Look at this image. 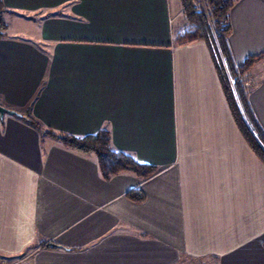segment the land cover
Instances as JSON below:
<instances>
[{"label":"crops","instance_id":"0c3cea01","mask_svg":"<svg viewBox=\"0 0 264 264\" xmlns=\"http://www.w3.org/2000/svg\"><path fill=\"white\" fill-rule=\"evenodd\" d=\"M1 1L25 26L0 38V105L55 132L104 127L113 148L157 169L104 180L92 154L4 114L0 264H264V162L207 44L175 42L177 0L176 13L171 0ZM229 23L235 65L264 52V0H236ZM245 79L264 128V58Z\"/></svg>","mask_w":264,"mask_h":264},{"label":"trees","instance_id":"16d2710c","mask_svg":"<svg viewBox=\"0 0 264 264\" xmlns=\"http://www.w3.org/2000/svg\"><path fill=\"white\" fill-rule=\"evenodd\" d=\"M181 1L186 24L176 33L175 42L182 45L202 40L207 44L235 124L255 155L264 162V128L254 115L241 80L257 61L264 58V52L247 56L240 65L233 63L228 46L229 11L236 0H204V5L201 0ZM205 8L209 13H206ZM8 12L12 13L4 8L0 0V38L6 36L4 14ZM19 117L25 118L32 126L56 139L64 147L83 155L92 154L104 180L120 173H130L143 180L157 169L154 165L140 163L128 152L113 148L111 134L104 127L95 133L75 135L42 127L37 120L27 116L26 112H21ZM126 196L137 202L145 199L140 188L129 190ZM45 245L56 246L49 243Z\"/></svg>","mask_w":264,"mask_h":264},{"label":"rangeland","instance_id":"374dc122","mask_svg":"<svg viewBox=\"0 0 264 264\" xmlns=\"http://www.w3.org/2000/svg\"><path fill=\"white\" fill-rule=\"evenodd\" d=\"M173 1H175V0H171V4L173 5V12L176 13L177 10H175V9H177V6L174 5ZM181 2H182L181 0H177V3L179 5V9H180V14H179L178 17H177V14H176L177 18L175 19V22H174L176 29H178V28H180V27H182V26H184L186 24V21L184 19L183 13H182ZM203 2H204V0H203ZM202 4L204 5V3H202ZM205 9H206V13H209V10L207 8H205ZM9 14H12V13L8 12V13L4 14V18H5L6 23H7L6 30L10 34H16V33H19L21 31H23V27L25 25H23L22 22H19L21 20H17V18L12 17L13 15H9ZM26 26H31V24H27ZM30 29H32V28H30ZM245 74L241 78L242 83L246 82ZM26 253H28V252H26ZM4 264H29V258L27 256H19V257L8 259Z\"/></svg>","mask_w":264,"mask_h":264},{"label":"water","instance_id":"95a60500","mask_svg":"<svg viewBox=\"0 0 264 264\" xmlns=\"http://www.w3.org/2000/svg\"><path fill=\"white\" fill-rule=\"evenodd\" d=\"M4 114H10L15 116H21V113L18 111H15L13 109H8L2 105H0V117L2 118ZM49 245H54L53 243H49Z\"/></svg>","mask_w":264,"mask_h":264},{"label":"built area","instance_id":"2783aa9c","mask_svg":"<svg viewBox=\"0 0 264 264\" xmlns=\"http://www.w3.org/2000/svg\"><path fill=\"white\" fill-rule=\"evenodd\" d=\"M201 1H202V3H204L203 0H201Z\"/></svg>","mask_w":264,"mask_h":264}]
</instances>
